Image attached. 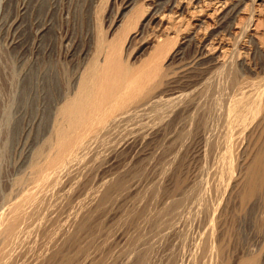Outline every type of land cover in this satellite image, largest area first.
Returning a JSON list of instances; mask_svg holds the SVG:
<instances>
[{
	"label": "rangeland",
	"instance_id": "rangeland-1",
	"mask_svg": "<svg viewBox=\"0 0 264 264\" xmlns=\"http://www.w3.org/2000/svg\"><path fill=\"white\" fill-rule=\"evenodd\" d=\"M253 1L238 17L207 19L202 36L242 33ZM255 1L259 22L238 37L235 53L245 65L223 72L184 43L195 21L185 19L182 28L166 15L163 23L177 28L159 39L160 23H149V15L162 0H0V264H239L256 256L264 264V192L241 200L252 151L230 150L232 132L220 128L230 96L217 81L264 77L255 43L264 45V5ZM109 42L118 63L138 71L134 82H155L146 101L162 91L163 103L154 109L134 101L125 109L123 97L119 112L105 118L119 119L112 130L59 148L60 97H73L91 61L104 63L110 51L101 44ZM205 80L213 82L200 90ZM187 102L193 110L182 116ZM95 134L101 139L92 144ZM23 200L26 213L12 212Z\"/></svg>",
	"mask_w": 264,
	"mask_h": 264
},
{
	"label": "bare ground",
	"instance_id": "bare-ground-1",
	"mask_svg": "<svg viewBox=\"0 0 264 264\" xmlns=\"http://www.w3.org/2000/svg\"><path fill=\"white\" fill-rule=\"evenodd\" d=\"M162 1L163 2H160L156 5L155 9H152L150 11L151 13L149 15V23H152V24L154 22H157L158 24L160 23V29H159L158 34H160L161 36L159 37V39L160 38L162 39V36L166 37L168 35L167 37L169 38V35H173L174 29L177 28V27L176 28L174 27V24L180 25V27L184 28L183 22L185 19L189 18L190 21L191 20L195 21L196 24H194V26H193V29H192L193 32H190V34L184 38V43L190 45V47H191V45L192 46L195 45L198 48V51H199V56H198L199 58L198 59L200 62H206L207 64L209 63L213 69H217L218 71H223V72H226L227 70L231 71L233 69V66L235 64H238V63H239L238 65H241L244 67V65H245L244 62L240 61V59H238V57H237V54H235V53L238 50L239 43H240V41H239L240 39L238 37H240V35H241V38H243V35L249 34L248 32L253 29V27L255 26V23L259 22V19L258 20L256 19V17H257L256 15H258L255 13L256 7H253L256 3L255 0L252 2V5L250 6L251 7L250 11L251 10L252 11L250 12V14H248L249 15V16H247L248 18H246L247 23L245 24V29L242 30V33L230 31V33H229L230 37L225 38V39L222 36H220L218 33H211V34L208 33L207 28H206L207 34L205 33L202 36L203 29H205V25L207 23L206 20L207 19H213L212 17H214L215 15L221 21L225 17H228V16H232L234 18H235V16L238 17V15L243 13V6L245 4L248 6V3L251 2V0H214L211 3L213 7L211 6V8H208V9L203 8L204 6H201V0H162ZM189 1H194V5L190 4ZM261 1H262V5H264V0H261ZM189 4L193 5V8H191V6H189ZM168 7L170 9L169 10L170 14H166V12H167L166 8H168ZM173 8L176 9L177 11H173L172 10ZM166 15L171 16L170 19L173 17L172 21L169 19V17H167V19L170 20L169 22H173L174 18H175V20H176L175 23L174 24H170L169 22L167 24L163 23V22H165ZM232 17H230V18L232 19ZM221 27H222V25H221ZM153 29H156V27H154ZM236 29H237V27H236ZM157 31H158V29H157ZM213 31L215 32V30H213ZM252 31H254V29ZM139 35H141V34H139ZM135 36H137V35H135ZM135 36H132V39H134ZM156 37H157V35H156ZM233 38H235L234 41H232V42H234V44L228 43V41L233 39ZM251 38H253L254 40L258 39L253 35L251 36ZM154 39H153V43H155V44H158L159 41L161 40L160 39L158 41V37L155 40ZM255 43H256V48L258 49L257 51H259V49H260L261 52L264 53V50H263L264 45L262 44L263 46H261V44H258L256 41H255ZM115 48H116V45H114L112 42L107 43L106 46L101 44V49H106V50L110 51V54L108 55V57L106 58L104 63L100 64L97 59L91 61L89 63V65L85 68V70L82 74V78H80V80L78 81L79 85H78V88H77L76 92L74 93L73 97L70 99L69 98L65 99V96L60 97V100H59L60 103L56 106V108H55L56 111L54 110L56 115L58 116V123L56 124L57 120L55 121L56 125L53 123V125H55V127H56V131L53 130L54 131L53 133H56V134H54V135H56V138L54 140L60 144L59 148H61V144L63 146L62 148L70 146V143H76V144L79 143L80 144V142L85 141V139L87 137H89L92 133H95V131L100 132V131H102V129H104V130L105 129H107V130L111 129L112 130V128L114 126L113 124H115L116 121H118L119 119H112L110 121H105V118L108 114H110L109 113L110 111H111V113L116 109L118 111L119 105L117 103L119 102L120 99H123V97H124L123 101L125 102V105H126L125 109L128 108L127 106L131 105L134 101H138V102L141 101L142 104L145 102L146 106L148 105V106H150V108L154 107V109H155V107H157L158 105L163 103L162 99L160 98L162 91L158 92V93H154L151 100L146 101V93L149 92V89L151 91L155 89V87H156L155 82L154 81L150 82L149 85L148 84L145 85L140 80H138V82H134V80H132V79L137 78L138 71L131 69L130 67H128L124 63L119 64ZM187 48H189V47H187ZM178 53H179V51H178ZM235 55H236L237 59H236ZM206 63H204V64H206ZM201 64H203V63H201ZM131 77H132V79H131ZM217 81L220 82V85H221V81H225V84L227 85V87L226 88L223 87V89L229 91V96H230V98H229L230 101L227 103L228 104V108H227L228 112H226L230 116L226 114L227 115L226 119L227 118L228 119L225 121L223 120V122L221 123V126H220V128H224V129L226 128L229 131V133L232 132V134H231L232 136H229L230 134L227 133V134H229L228 135L229 139H226V140L230 141L233 149H231L232 148L230 146L231 144L229 145L228 148L231 147L230 150H234V151L239 150V148L240 149L243 148V152H244L243 156L244 157L246 156L245 153H249L250 152L249 150L252 151L251 154H249V155H250V159L252 158L253 162L251 163V165L248 169V172H247L248 176L245 179L246 180L245 191L241 194V200L245 203H248L251 199H253L254 195L257 192H259V191L264 192V77H262V79H259V80H236L235 79V80H217ZM211 82H213V80H211ZM173 83H174L173 81L172 82L167 81L166 85L171 86ZM200 83H201L200 84V86H201L200 90L202 89V87L204 89L205 85L210 84V83H208L207 80H205L204 82L200 81ZM198 88H199V86H198ZM195 89H196V87H195ZM221 89H222V87H221ZM196 90H198V89H196ZM196 90H192V93L195 94L193 91H196ZM202 92H203V90H202ZM196 93H197V91H196ZM197 95L201 96V91L199 94L197 93ZM186 96H185V98H187ZM182 97L184 98V96H182ZM189 97H192V95ZM178 98H180V97L178 96ZM197 98L198 97L194 98V100ZM188 101H192V100L189 99ZM124 102H122V103H124ZM192 102H194V101H192ZM184 103H186V102H184ZM188 103L189 102H187V105H185V107H182L183 110H181V112L179 110V112L182 116L187 114L188 112H192L191 110H193L192 108L194 107V105H190V103L189 104ZM138 104H141V103H138ZM141 107H143V106H141ZM229 117H230V119H229ZM183 121H184V119H183ZM174 122H175V120H174ZM102 133H104V131L101 132L99 135H101ZM51 134H52V132H51ZM226 136L227 135H225V137ZM101 137H102V135H101ZM98 139H101L100 136L98 137V134H95L94 136L89 138V142H92V144H93L94 141H97ZM101 140H103V137ZM84 143H86V142H84ZM82 144H83V142H82ZM87 144H89V143L87 142ZM87 144H86V146H87ZM227 144H229V143H227ZM227 144H226V146H227ZM75 146H78V145H75ZM78 147H80V146H78ZM74 148H76V147H74ZM222 148H223V146H222ZM222 148H220V149H222ZM82 149H83V147H82ZM63 150H61V151L63 152ZM59 152L60 151H58V153ZM64 152H65V150H64ZM63 154H61V155H63ZM70 155H72V153H70ZM232 155L233 154H231V156ZM84 157H86V156H84ZM246 157H248V155ZM54 158H56V157H54ZM48 160H50V158ZM59 161H60V159L58 160V163H59ZM63 164H64V162H63ZM48 165H52V168H53L54 161H48ZM57 165H59V164H57ZM55 166L56 165H54V168H55ZM59 167H58V169H59ZM43 170H45V169H43ZM39 171L41 172V170H39ZM46 171H45V173H46ZM37 175H39L38 172H37ZM42 175L44 176L45 174H42ZM45 176H47V175H45ZM48 176H50V175H48ZM44 178H46V177H44ZM44 178L42 177V179H44ZM38 179H40V178H38ZM37 181H39V180H37ZM42 182H43V180H42ZM43 186H44V184H43ZM35 188H36V186H35ZM38 188H40V187H38ZM41 191H42V189H41ZM33 194L31 193V195H33ZM25 195H26V193H25ZM263 196H264V194H263ZM25 198H26V196H25ZM28 199L30 201V198H28ZM37 200H39V199H37ZM29 201L23 200L22 203L19 201L20 203H18V204L16 202V205H15V207H13L12 212L17 211L19 213H17V212H15V213H17L18 215L20 213H22L23 211L25 212L24 207L26 205L30 204ZM35 202H36V200H35ZM38 202L39 201H37L36 204ZM39 203H41V202H39ZM260 206H261V208H260ZM260 206L258 209V213L261 214L260 221H261V218L264 221V204L263 205L260 204ZM15 213H13V216ZM45 213L43 214L42 217H44ZM17 214H15V216ZM21 215H20V217H21ZM13 216L11 215V217H13ZM17 217L19 218V216H17ZM23 217H24V215H23ZM16 220L19 222V219H15V221ZM21 220H23V219H21ZM41 220H43V219L41 218ZM4 221L5 220H3V222ZM8 227H10V225ZM52 232L53 231H51V234H52ZM45 236L46 235H44V237ZM209 236H210V234H209ZM209 236L208 237L206 236L207 239L209 238ZM262 240L260 242H262ZM201 243H203V241ZM212 249H213V247H212ZM214 250H215V248H214ZM258 258H257V256H256V258H250V260H248V258H246L247 260H242L239 264H261L262 260L260 262V259H258Z\"/></svg>",
	"mask_w": 264,
	"mask_h": 264
}]
</instances>
